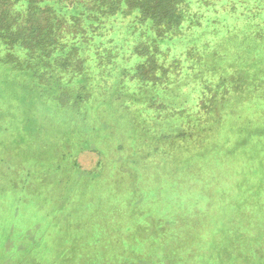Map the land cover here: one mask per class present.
I'll return each mask as SVG.
<instances>
[{"label": "rangeland", "instance_id": "obj_1", "mask_svg": "<svg viewBox=\"0 0 264 264\" xmlns=\"http://www.w3.org/2000/svg\"><path fill=\"white\" fill-rule=\"evenodd\" d=\"M210 2L218 4L219 12L226 17H232L231 24L233 23L237 30L252 31L264 38V0H210ZM240 2L250 4L252 10L246 13L243 6H238ZM240 13H243L242 16H238ZM131 17L133 16H117L110 21L113 26L108 29L110 31L104 33L105 36L101 39L102 48L99 46V49L106 48L112 55L116 54L117 65L114 66L121 69L136 67L141 77L135 81L130 76L121 74L120 69H117L118 74L115 75L110 74L109 65L103 68L101 77L105 80L104 84L98 83L100 89L85 94L88 112L86 121L80 119L76 115L78 113H72V109L62 113L64 117L55 115L53 92L46 94L45 100L40 96H30L26 93L20 99L19 91H15L17 85L12 90L9 88L11 93L8 88L4 92L0 88V94L9 93L4 105V111L7 110V113L2 114L3 119L11 118V121L15 122L11 115L30 108L41 112L33 114L31 123L34 128L40 123L41 118L48 125V131L43 132L44 139L41 140L40 134V140L31 145L26 143L27 147L31 146L30 148L23 146L22 150L17 151L23 167L29 168L28 173H21L13 183L0 181V264H264V189L260 190L261 193L257 192L256 186L253 191L247 193L244 188L234 196L235 199L225 202L226 198L233 195L225 187L228 183L225 181H229L228 187H231L236 180L233 181L234 178H229L228 174H217L215 162L192 160L185 164L183 159H179L168 164L165 160L161 169L153 163L151 179L147 180H152L151 183L140 180L137 195L121 191L123 176L118 175L114 169L117 163L107 161L112 160L114 152L129 154L131 150L129 141L132 140L130 137L137 131L130 122L131 116L122 110L115 111V108L127 107L128 101H131L130 107L135 111L145 108L143 113H139V119L143 121L146 119L149 126L152 125L155 129L157 127V130L158 120L162 119L160 133L163 138L172 140L167 143L166 148L175 141H186L184 145L191 141L180 136L187 135L190 138L193 136L194 132L188 131L193 129L195 122L192 114L200 113L197 109L188 111L185 109L195 108L194 103H198L193 99L196 98L195 94L185 92L186 88L180 90L176 87L168 88L164 83V75L157 82L155 74L144 72L150 66L141 65L144 62L143 58L137 60L132 58L131 51L134 46L142 49L141 54L148 50L141 48V45L147 42L136 33H144L148 41L151 38L154 40V35L149 27L145 30V25L137 27L136 33L133 34L127 26L128 22H132ZM40 22L42 24V19ZM234 33L242 35L237 31ZM241 38L243 37H239ZM240 45L247 49L252 47ZM188 48L190 47L183 46V42L172 40L167 46H160V49L158 48L160 52L153 50L160 53L157 56L160 60L162 57L165 59L164 63L158 62L152 66L176 67L173 65L175 61L178 65L182 59L189 56ZM6 50L7 47L0 42V58L8 53ZM259 51L263 52L261 49ZM18 53L25 60L23 55L26 52L18 50ZM253 57L254 54L250 51L248 59L252 61ZM121 59L128 61L120 63ZM232 65V63L226 65V73L234 71L235 75L238 74L243 79V85L248 83L253 73L259 80L264 81V65H253L251 69L246 66L244 76L240 75L244 70H240L241 66L233 68ZM89 73L95 75L98 72L93 70ZM13 75L12 70L4 71V76L1 75L0 80L3 81ZM15 81L23 84L26 80L22 81L17 77ZM215 81H219V78L217 77ZM9 82L10 80L6 81L7 85ZM155 82L159 83L157 87L152 86ZM163 88L165 92L159 91ZM178 91L180 94L174 96ZM14 93L18 96H13ZM76 93L74 91L69 94L71 100H74ZM37 98L40 101L30 106L29 103ZM96 99L100 102L94 104ZM239 99L252 104L245 107L237 106L240 108L236 111H242L238 118L234 117L238 112L232 111L224 116V119H229L236 125V131L235 128L231 131L230 128L212 126L206 134L207 139L204 143L206 147L210 143L217 145L219 149L212 151V158H221L228 152L225 147H233L234 137H246L244 143L247 154L243 156L239 152L230 154L229 158H233V161L228 160L227 165L230 162H237L239 164L235 166L236 171L245 170L247 177H254L249 171L250 167L244 165L246 155L249 158L254 155L258 160L261 159L259 154H264V146H259L257 138L260 136H257L256 132L254 134L246 130L248 134H244L240 133L239 129L244 127L246 121L264 124V110L258 108H263L264 102L256 101V97L250 98L246 92H242ZM92 102L94 103L91 104ZM234 104L235 99L231 98L230 105ZM68 105L71 106V103ZM92 105L95 106L91 107ZM167 110L172 112L170 116H164L165 114L160 116L159 111ZM181 111L183 113L179 114ZM20 114L22 113L16 115ZM202 114L209 120L215 117L209 112ZM68 115L72 122L65 119ZM7 126L10 129V126ZM179 127H184L185 132L181 133ZM52 128L61 129L52 132ZM11 132L8 133V138L12 137ZM1 133L0 130V135ZM29 134L26 140H30L28 137L31 136L33 140L37 138L31 132H28ZM64 134L74 143L67 147L56 144V135L59 139L65 140ZM85 137L89 141L97 140L96 143L103 155L101 157L95 151H84L77 155L79 167L81 170L97 171L98 161L103 160L104 165L100 174L79 172L76 168L68 166L69 158L64 162L59 157L61 149H68L72 154L80 151L79 141ZM14 139L15 136L9 141L14 143ZM143 139L140 147L137 146L138 152L141 153H145L146 143H150L143 142ZM260 139L264 143V136ZM2 143L4 142L0 140V144ZM119 147L124 150L118 151ZM138 155L134 156L136 166L144 174L143 168L145 170L149 168L144 163L149 158ZM156 157L154 156L155 161ZM225 159H228V155ZM61 165L67 166L69 170L64 172L59 170ZM253 167L260 169L258 166ZM261 170L264 171V163ZM257 181L260 182L258 179ZM254 197L258 199L252 201Z\"/></svg>", "mask_w": 264, "mask_h": 264}, {"label": "trees", "instance_id": "obj_2", "mask_svg": "<svg viewBox=\"0 0 264 264\" xmlns=\"http://www.w3.org/2000/svg\"><path fill=\"white\" fill-rule=\"evenodd\" d=\"M238 6H243L246 13L252 10L250 4L240 2ZM242 14L240 13L238 16H242ZM117 16H133L131 17L132 22L127 23L133 34L136 33L137 27L145 25V30L149 27L150 32L154 35V40L151 38L148 41L144 33H136L138 37L144 38L147 42L143 43L141 48L148 50L146 53L141 54L142 49H137L139 47L135 48L134 46L131 51L132 58L136 60L143 58L144 62L141 65L150 66L144 72L155 74L157 82L164 75V83L167 84L168 88L176 87L178 90L186 88L184 89L185 92L195 94L196 98L193 99L197 100L199 104L194 103V109L187 107L185 109L187 111L188 109H197L200 112L192 114L195 122L192 126L193 129L188 131L194 132L193 136L191 138L187 135L180 136V138H187L191 141L187 145H184L186 141H175L169 148H166L167 143L172 140L163 138L160 133L162 119L158 120L157 130V127L155 129L154 126H149L146 119L145 121L139 119V113H143L142 111H145V108L135 111L130 107L132 105L131 101H128L127 107L124 106L123 109L115 108V111L122 110L123 113L131 116L130 122H132L134 130L137 131L134 136L130 137L132 140L129 141V144L133 148L129 146L131 149L129 154L122 152L116 154L114 152L115 156L112 155V160L107 161V163H114L115 161L117 163L114 169L118 175L122 174L123 176L121 191L124 193L126 191L132 192L137 195L140 180L147 181L151 179L154 170V168H151L153 163L161 169L165 160L169 164L172 161H179V159H183L185 164L192 160L213 161L216 163L215 172L217 174H228L229 178L233 177V181H236L231 187H228L229 181H225L228 182L225 187L233 194L230 198H226L225 202L235 199L234 196L238 195L244 188L247 193L253 191L256 186L255 191L260 192V190H263L264 171L261 170V165L264 163V154H259L261 158L259 160L254 155L250 154L252 158L246 155L244 165L250 167L249 171L252 172L254 177H247L245 170L242 172L236 171L235 166L239 164L237 162H230L227 165L228 160L233 161V158H229L230 154L235 152H239L242 156L247 154L244 143L246 137H234L233 147H225L228 152H225L221 158H212V151L219 149L217 145L210 143L206 147L204 143L207 139L206 134L212 126L213 128L218 126L221 129L230 128L231 131L235 128L236 131V125L230 122L229 119H224V116L230 114L231 111L238 112L236 109L240 107L237 106L245 107L252 104L239 99L242 92H246L250 98L256 97V101L264 102V81L259 80L253 73L248 83L243 85V79L238 74L235 75L234 71L226 73L227 70L225 69L228 63H232L233 68L241 66L240 70H244L240 75L244 76L246 66L251 69L253 65H264V38L252 31L237 30L233 23L231 24L232 17H226L222 12H219L218 4H212L210 0H77L75 2L72 0H0V42L7 47L6 51L8 52L3 58H0V72L3 70L0 77L1 75L4 76V71L10 72L12 70V73H14L13 76H9L3 81L0 80L2 92L8 88L9 93H11L10 89L12 90L17 85L15 91H19L20 99L26 93L30 96H40L44 100L47 99L45 98L46 94L53 92L55 115L64 117L62 113L72 109V113H78L76 115L86 121L88 112L85 94L88 95V93L100 89L101 86L98 83L104 84L105 80L101 77L103 68L109 65L111 68L110 74L115 75L118 74L117 69H120L121 74L130 76L135 81L139 80V76L141 77L136 67L134 69H121L114 66L117 65L116 54L112 55L106 48L105 50L99 49V46L102 48L101 39L105 36L104 33L110 31L108 29L113 26L110 21ZM236 31L242 35H234ZM239 37L243 38L239 39ZM172 40L183 42L185 47L189 46L190 48L186 49L189 56L182 59L178 65L175 61L173 65H176V67L152 66L158 64V62H160L159 64L164 63L165 57L160 60L157 57L160 53H157V51L160 52V46H167ZM240 44L252 47L247 49ZM259 49L263 52H260ZM18 50L26 52L23 55L25 60L20 57ZM250 51L254 54L252 61L248 59ZM84 54H88V56H84ZM120 61V63H123L128 59H121ZM151 61H154V63ZM93 70L98 73L91 75L89 72H93ZM17 77L22 81L23 79L26 81L20 84L19 81H15ZM217 77L219 81H215ZM7 80H10L8 85ZM158 84L155 82V85L152 86L157 87ZM21 90H24V92L22 93ZM74 91L77 93L74 100H71L69 94L74 93ZM159 91L165 92L164 88L159 89ZM9 93L0 94V130L2 132L0 140L4 142L0 144V181L5 183L8 181L13 183L21 173H28L29 168L23 167L17 151L22 150L26 143L31 145V143L40 140V134L42 136L41 140L44 139L43 132L48 131V125L43 118L40 119V123L35 128L33 127L31 123L33 114H40L41 112L30 108L17 111L16 114L22 113L20 116L11 115L15 122L11 121V118L3 119L2 114L7 113V110L4 111V105L6 104L5 100L8 99L6 96ZM179 94L180 91L174 96ZM16 95L17 93H14L13 96ZM231 98L235 99L234 105H230ZM97 100L91 104L100 102ZM36 101H40L39 98L31 101L29 105L31 106ZM132 102L134 103L133 100ZM69 103H71V106L68 105ZM93 106L95 105L91 107ZM258 108L264 110V105L263 108ZM202 112H209L211 116L214 115L215 117L210 120L206 119ZM171 113L168 110L166 112L159 111L160 116L164 114V116H170ZM241 114L242 111L234 117L238 118ZM64 115L66 116V114ZM66 118L68 122H72L69 115ZM5 123L10 126V129ZM243 126L239 129L240 133L248 134L246 130H250L252 133L256 132L257 136H260L257 138L259 146H264L260 139L264 136V124L262 122L246 121ZM179 128L181 133L185 132L184 127ZM59 129L52 128L51 131L55 132ZM9 132H11L12 137L15 136L14 143L9 141L12 140V137H7ZM28 132L36 135L37 138L33 140L31 136L28 137L30 140H26L27 136H30ZM64 138L65 140L59 139L56 135V144L59 143L67 147L74 143L70 142L65 134ZM142 138H144L143 142H150L146 143L148 149L146 148L145 153L138 152ZM96 141H89L85 137L79 141L80 151L72 154L68 149H61L59 157L64 162L69 158L68 166L76 168L79 172L90 175L100 174L104 165L103 160L98 161L97 171L81 170L77 162V155L84 151H95L102 157V151L98 148L99 145ZM30 147L26 146L25 148ZM260 149L262 151V148ZM117 150L123 151L124 148L119 147ZM199 152L202 153L198 154ZM136 155L149 158L144 163L145 166L149 167L148 170L143 168L144 174L136 166V160L134 159ZM166 155H170L171 158ZM227 155L228 159H225ZM154 156H157L156 161ZM175 157L178 159H175ZM253 166H258L260 169H255ZM66 167L61 165L59 170L68 171L69 169ZM238 181L240 182L238 183ZM147 182L151 183L152 180ZM257 199L254 197L252 201Z\"/></svg>", "mask_w": 264, "mask_h": 264}]
</instances>
